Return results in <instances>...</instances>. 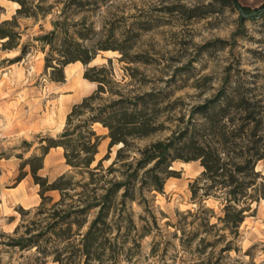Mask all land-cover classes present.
<instances>
[{"label":"rangeland","instance_id":"obj_1","mask_svg":"<svg viewBox=\"0 0 264 264\" xmlns=\"http://www.w3.org/2000/svg\"><path fill=\"white\" fill-rule=\"evenodd\" d=\"M237 2L250 10V19L241 22L239 12L222 5L220 0H113L89 14L87 22L93 24L96 33L87 44L131 46L129 57L139 55L150 63L120 62V53L109 49L97 51L90 66L107 64L110 58L113 80L125 91L135 92L139 83L144 82L139 90L164 88L170 93L168 103L176 102V108L167 116L171 120L165 122L168 129L147 139L132 140L134 146L143 147L170 136L182 126L180 118L187 122L193 107L214 97L222 87L237 89L261 100L264 134V0ZM48 4H54V0H45V6ZM54 5L46 17L40 16L36 21L18 20L22 34L20 43L28 46L27 55L19 61L10 62L19 55L21 46L17 50L4 51L0 40V236L5 235L4 242L8 241L7 236H15L13 231L17 225H27L44 217L36 213L41 202L39 186L29 173V166L21 168L23 161L32 155H41L42 145H47L46 139H56L63 131L72 106L96 89V84L83 80L85 67L82 64H69L66 68L70 73L68 76L64 73V82L52 81L55 74L45 67L49 47L37 38L53 29L52 21L62 8V5ZM0 6L3 8L0 20L9 19L15 13L16 7L10 0H0ZM256 10L261 13H255ZM80 18L76 14L70 20L75 22ZM109 28L113 32L107 35ZM126 66L132 71H126ZM131 72L133 78L128 77ZM93 128L100 136L108 133L100 124ZM108 144L109 138H103L96 155L99 160L110 150V159L103 162L104 167L115 158L119 148L116 145L109 149ZM44 160L39 175L47 177L49 182L70 171L63 150L50 148ZM180 162L183 161L172 163L174 169H170L174 174L166 180L163 193L145 191V201L137 196L135 201L127 203L126 211L132 213L136 226L130 238L136 239L139 247L133 249L130 259L123 255L119 264H194L198 262L196 257L184 249L194 250L200 241L214 242L218 234L225 233L205 232L199 228V221L186 215L199 207V203L191 199L190 184L200 176L203 168L199 161L188 162L187 168L181 167ZM256 170L264 178V160L257 163ZM46 195L52 197L48 207L59 200L58 192ZM263 203L260 199L251 204L239 235L233 238L225 234L215 247V256L224 244L232 241L236 250L222 254L226 264H264ZM201 204L211 208L217 216L223 214L222 205L212 197ZM20 209L29 211L21 214ZM209 220L210 224L217 222L216 217ZM192 221L195 222L192 224ZM44 224L42 221L41 225ZM86 229L87 226L82 232ZM23 231L24 228L19 234ZM153 249L157 251L155 256L151 253ZM165 250L166 255L162 256ZM171 255L177 257L172 259ZM38 256L35 248L19 249L0 243V264H41ZM51 258H47L46 264H56Z\"/></svg>","mask_w":264,"mask_h":264},{"label":"trees","instance_id":"obj_2","mask_svg":"<svg viewBox=\"0 0 264 264\" xmlns=\"http://www.w3.org/2000/svg\"><path fill=\"white\" fill-rule=\"evenodd\" d=\"M10 1L18 7L11 18L0 20L1 49L13 51L21 46L19 55L10 62L19 61L28 51V46L20 43L18 20L36 21L40 16L51 14L54 4H59L62 8L52 21L53 29L37 38L49 47L45 67L55 74L52 81L64 82L65 66L79 61L85 67L83 78L96 84V89L72 106L63 131L56 139H46L41 155H32L23 161L21 168L29 166V173L39 186L41 202L36 213L44 217L27 225H17L13 231L15 236H7L6 242L5 235L1 234L0 243L19 249L35 248L41 264H46L49 257L56 264H119L123 255L130 259L133 249L139 247L136 239L130 238L136 226L132 213L126 211L127 203L135 201L137 196L145 201V191L163 193L166 180L174 174L170 169L173 162L199 161L203 171L190 184L191 199L199 207L186 215L199 221V228L205 232L225 233L218 234L214 242L202 240L194 250L184 251L196 257L198 262L194 264H226L222 254L236 250L232 241L220 248L218 256L214 255L215 247L225 234L237 237L251 204L264 200V178L256 170L257 163L264 160L261 100L237 89L222 87L214 97L194 106L187 122L180 118L182 126L170 136L136 147L132 140L147 139L168 129L165 122L171 120L167 116L176 108V102L168 103L170 93L164 88L139 90L144 82L139 83L135 92L125 91L113 80L110 58L107 64L90 66L97 51L109 49L120 53V62L150 64L139 55L129 57L131 46L87 44L96 33L93 24L87 22L89 14L113 0H54V4L47 6L45 0ZM220 2L236 9L241 22L251 18L248 17L250 10L240 6L237 0ZM2 14L0 6V17ZM76 14L81 18L71 21ZM106 32L110 35L113 30L109 28ZM125 69L132 71L129 66ZM128 77L133 78V72ZM97 123L108 130L106 136L96 133L93 126ZM105 137L109 138V149L119 145L107 167L103 162L110 159V150L96 160L98 147ZM57 147L62 148L70 171L49 182L39 171L43 169L48 150ZM48 192L59 193V200L49 207L52 197L46 195ZM211 197L222 205L221 216L201 204ZM20 211L24 214L29 210ZM210 217H216L217 222L210 224ZM85 226L87 229L82 232ZM22 228L24 231L19 234ZM151 253L157 255L155 249ZM165 255L166 250L162 256ZM171 257L175 259L177 255Z\"/></svg>","mask_w":264,"mask_h":264},{"label":"bare ground","instance_id":"obj_3","mask_svg":"<svg viewBox=\"0 0 264 264\" xmlns=\"http://www.w3.org/2000/svg\"><path fill=\"white\" fill-rule=\"evenodd\" d=\"M13 4L15 5V7L17 8L18 7V4L17 3H15V2H13ZM74 64V63H73ZM74 65H81V62H79V61H77V62H75V64ZM67 66V65H66ZM65 66V67H66ZM70 68H71V66H70ZM65 72L64 73H67V76H68V74L70 73V69H68V68H65V70H64ZM72 73V72H71ZM69 76H71V75H69ZM83 80L84 81H86L84 78H83ZM80 83H82V82H80ZM77 85V84H76ZM86 86V85H85ZM73 87V86H72ZM90 87V86H89ZM78 88V87H77ZM86 89V88H85ZM83 90V89H82ZM88 91V90H87ZM85 92V91H84ZM83 92V93H84ZM82 94V93H81ZM79 96V95H78ZM66 111V110H65ZM61 112V111H60ZM64 112V111H63ZM63 114V113H62ZM62 118V117H61ZM64 118V117H63ZM60 119V118H59ZM63 121V120H62ZM98 124V123H97ZM57 149H59V150H62V148L61 147H57ZM44 163H47V159H45L44 160ZM180 165H181V167H186L187 168V166L189 165L190 166V163H185V162H180L179 163ZM171 168H173V167H171ZM202 168V167H201ZM174 169V168H173ZM259 170V169H258ZM262 201V200H261ZM264 201V200H263ZM264 204V203H263Z\"/></svg>","mask_w":264,"mask_h":264},{"label":"crops","instance_id":"obj_4","mask_svg":"<svg viewBox=\"0 0 264 264\" xmlns=\"http://www.w3.org/2000/svg\"><path fill=\"white\" fill-rule=\"evenodd\" d=\"M67 66H68V65H67ZM67 66H66V67H67ZM66 67H65V68H66Z\"/></svg>","mask_w":264,"mask_h":264}]
</instances>
